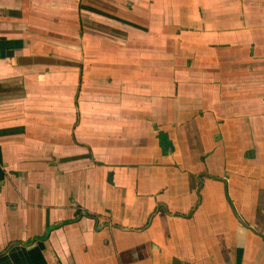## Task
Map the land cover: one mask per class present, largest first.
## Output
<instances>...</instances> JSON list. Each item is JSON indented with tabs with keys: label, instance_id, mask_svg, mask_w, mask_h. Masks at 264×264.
Masks as SVG:
<instances>
[{
	"label": "crops",
	"instance_id": "crops-1",
	"mask_svg": "<svg viewBox=\"0 0 264 264\" xmlns=\"http://www.w3.org/2000/svg\"><path fill=\"white\" fill-rule=\"evenodd\" d=\"M0 264H264V0H0Z\"/></svg>",
	"mask_w": 264,
	"mask_h": 264
},
{
	"label": "water",
	"instance_id": "water-1",
	"mask_svg": "<svg viewBox=\"0 0 264 264\" xmlns=\"http://www.w3.org/2000/svg\"><path fill=\"white\" fill-rule=\"evenodd\" d=\"M34 242V241H33Z\"/></svg>",
	"mask_w": 264,
	"mask_h": 264
}]
</instances>
